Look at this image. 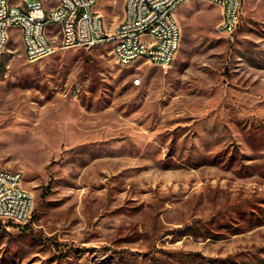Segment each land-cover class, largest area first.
<instances>
[{
  "label": "rangeland",
  "instance_id": "obj_1",
  "mask_svg": "<svg viewBox=\"0 0 264 264\" xmlns=\"http://www.w3.org/2000/svg\"><path fill=\"white\" fill-rule=\"evenodd\" d=\"M124 2L98 0L108 30ZM176 17L168 66L122 65L111 42L63 47L58 26L31 61L13 32L0 167L34 205L0 219V264H264V0H243L231 33L207 0Z\"/></svg>",
  "mask_w": 264,
  "mask_h": 264
},
{
  "label": "built area",
  "instance_id": "obj_2",
  "mask_svg": "<svg viewBox=\"0 0 264 264\" xmlns=\"http://www.w3.org/2000/svg\"><path fill=\"white\" fill-rule=\"evenodd\" d=\"M183 0H125L124 17L108 30L98 0H0V53L15 30H19L24 52L36 60L56 50L51 36L58 26L63 47L90 49L111 42L117 61L132 65L146 60L159 66L171 64L180 47L181 25L176 9ZM218 4L222 17L218 27L234 32L241 20L243 0H207ZM56 33V34H58ZM141 82V76L134 78ZM20 170L0 167V219L26 222L32 215L34 196L22 184Z\"/></svg>",
  "mask_w": 264,
  "mask_h": 264
}]
</instances>
